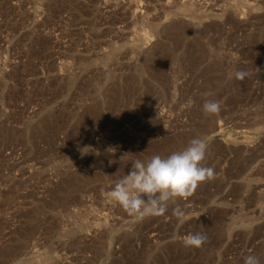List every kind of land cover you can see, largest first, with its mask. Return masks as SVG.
I'll list each match as a JSON object with an SVG mask.
<instances>
[{
    "label": "rangeland",
    "instance_id": "rangeland-1",
    "mask_svg": "<svg viewBox=\"0 0 264 264\" xmlns=\"http://www.w3.org/2000/svg\"><path fill=\"white\" fill-rule=\"evenodd\" d=\"M197 136L214 178L163 216L107 196ZM248 255L264 264V0H0V264Z\"/></svg>",
    "mask_w": 264,
    "mask_h": 264
},
{
    "label": "clouds",
    "instance_id": "clouds-1",
    "mask_svg": "<svg viewBox=\"0 0 264 264\" xmlns=\"http://www.w3.org/2000/svg\"><path fill=\"white\" fill-rule=\"evenodd\" d=\"M246 75L243 70H236L229 74V78L234 76L243 80ZM192 103L189 100L186 106L191 107ZM220 110L219 101L206 99L202 105L205 115H215ZM206 151V140L197 136L182 151L173 152L167 157L157 154L147 161L136 159L131 162L129 173L115 183L107 196L131 216H163L170 203L175 204L178 198L187 199L200 182L214 178V169L202 165ZM173 215L181 223L186 218L185 211L178 205L173 209ZM206 241L203 233H194L186 236L183 243L186 247L200 248ZM244 264H261V261L257 256L248 255Z\"/></svg>",
    "mask_w": 264,
    "mask_h": 264
},
{
    "label": "bare ground",
    "instance_id": "bare-ground-1",
    "mask_svg": "<svg viewBox=\"0 0 264 264\" xmlns=\"http://www.w3.org/2000/svg\"><path fill=\"white\" fill-rule=\"evenodd\" d=\"M181 10H182V12H184V13H189V12L195 10V9H194V6H193V5H190V4H183ZM221 125H223V124H220L219 127H220V128H223L224 126L221 127Z\"/></svg>",
    "mask_w": 264,
    "mask_h": 264
}]
</instances>
